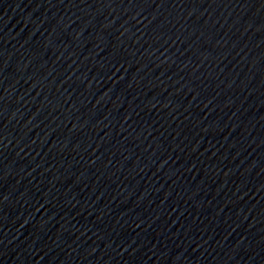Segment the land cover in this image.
I'll list each match as a JSON object with an SVG mask.
<instances>
[{
	"label": "water",
	"instance_id": "water-1",
	"mask_svg": "<svg viewBox=\"0 0 264 264\" xmlns=\"http://www.w3.org/2000/svg\"><path fill=\"white\" fill-rule=\"evenodd\" d=\"M0 264H264V0H0Z\"/></svg>",
	"mask_w": 264,
	"mask_h": 264
}]
</instances>
